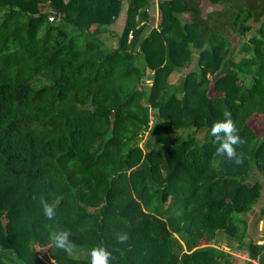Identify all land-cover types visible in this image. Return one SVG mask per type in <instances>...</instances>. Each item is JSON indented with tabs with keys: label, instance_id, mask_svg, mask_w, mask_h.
<instances>
[{
	"label": "trees",
	"instance_id": "obj_1",
	"mask_svg": "<svg viewBox=\"0 0 264 264\" xmlns=\"http://www.w3.org/2000/svg\"><path fill=\"white\" fill-rule=\"evenodd\" d=\"M208 1L157 0L153 27V1L127 0L113 46L123 0H0V264H90L94 246L110 264H264L243 218L261 196L253 168L264 177L249 123L264 115V38L242 40L264 0ZM225 112L240 165L216 155ZM58 227L72 255L51 243Z\"/></svg>",
	"mask_w": 264,
	"mask_h": 264
},
{
	"label": "rangeland",
	"instance_id": "obj_2",
	"mask_svg": "<svg viewBox=\"0 0 264 264\" xmlns=\"http://www.w3.org/2000/svg\"><path fill=\"white\" fill-rule=\"evenodd\" d=\"M150 1H153V3H154V7L153 8L152 7L149 8L150 24H152L153 27H156L157 26V19H158V11H157V8H156V1L157 0H150ZM126 2H127V0H123L124 4H123V8H122V10H121V12L119 14V17L117 18L116 22L111 26L112 31H113V35L110 36L107 33L108 36H107L106 41L110 45L115 46L117 44V35L121 32L122 27H123L124 22H125V18H126ZM202 5H203V8H204L205 11L208 10V9L217 7L215 5H211L208 0H202ZM262 23H257L254 26H252V29L249 31V33H247L245 35V37L243 39L242 38L241 39L242 40H246L249 37H251L252 35L256 36L258 38H264V25H263V28H261ZM257 28H260L259 31L257 30ZM241 39L238 36H236V35L233 37V45H234V48H235L236 51L239 48ZM247 55H250V54L248 53ZM184 70H182V71H184ZM180 73L179 72L171 73L168 76L167 81L170 82V83L174 82L178 78ZM151 83H152L151 77L147 76L145 84L148 86ZM249 123H250L251 127L255 130L256 133H258L259 135H262L264 133V115L253 116L250 119ZM182 133L183 132H181V134ZM202 136H203L202 132L197 134V138L199 140L202 139ZM136 158L137 157H135V159ZM256 181H258L261 184V196H260L258 202L254 205L253 209L250 212H247L246 214H243V218L246 220V223H247L246 224V233H247V235L256 237L257 239H259V243H260V242H264V218L262 219V221H256V220H257V217L259 215V210L264 204V177L260 176L258 174V172L256 171V169L253 168V170L251 172L250 182L253 183V182H256ZM17 237H18V243H19V246H17V247H19V249L22 252L26 253L27 249H26V247H22L21 238L19 236H17ZM234 255L236 257L235 258V263L236 264H246L245 263V259L247 257H246L245 253H243L241 251H235ZM41 257L45 260L46 263L49 262L47 257L42 256V255H41Z\"/></svg>",
	"mask_w": 264,
	"mask_h": 264
},
{
	"label": "clouds",
	"instance_id": "obj_3",
	"mask_svg": "<svg viewBox=\"0 0 264 264\" xmlns=\"http://www.w3.org/2000/svg\"><path fill=\"white\" fill-rule=\"evenodd\" d=\"M225 119L218 120L211 127V135L214 137L216 155L226 156L228 160L234 161L237 165L243 163V158L237 153V146L245 141L239 135L234 120L230 112L224 113ZM44 215L49 219L56 216V210L53 204L49 203L45 197L40 198ZM71 233L68 230L57 228L50 233L49 239L51 243L60 250H63L69 255H72L75 243L70 239ZM128 240L126 233L117 234L118 243H124ZM90 264H110L113 259L112 253L103 246H94L90 250Z\"/></svg>",
	"mask_w": 264,
	"mask_h": 264
},
{
	"label": "built area",
	"instance_id": "obj_4",
	"mask_svg": "<svg viewBox=\"0 0 264 264\" xmlns=\"http://www.w3.org/2000/svg\"><path fill=\"white\" fill-rule=\"evenodd\" d=\"M131 37H132V33L130 32L128 35V39H131Z\"/></svg>",
	"mask_w": 264,
	"mask_h": 264
}]
</instances>
